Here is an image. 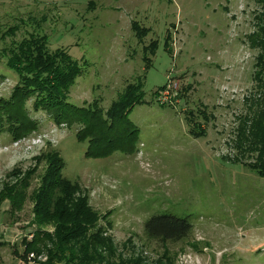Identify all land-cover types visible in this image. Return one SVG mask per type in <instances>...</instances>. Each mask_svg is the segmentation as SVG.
Instances as JSON below:
<instances>
[{
  "label": "rangeland",
  "instance_id": "obj_1",
  "mask_svg": "<svg viewBox=\"0 0 264 264\" xmlns=\"http://www.w3.org/2000/svg\"><path fill=\"white\" fill-rule=\"evenodd\" d=\"M63 53L80 70L70 104L108 118L119 94L143 90L133 152L88 156L79 122L36 106L39 90L29 134L14 139L1 114V264H63L49 259L59 220L64 233L86 220L99 264H264V173L238 147L244 118L264 110V0H0V100L26 84L16 56ZM156 213L190 233L149 238ZM38 230L48 239L28 246Z\"/></svg>",
  "mask_w": 264,
  "mask_h": 264
},
{
  "label": "trees",
  "instance_id": "obj_2",
  "mask_svg": "<svg viewBox=\"0 0 264 264\" xmlns=\"http://www.w3.org/2000/svg\"><path fill=\"white\" fill-rule=\"evenodd\" d=\"M56 55L44 54L46 60H36L35 58L26 60L24 57L17 60L20 57L16 56V60L10 62L11 65H15V70L23 76L21 78L26 83L14 91L10 100H0V117L4 113L5 118L11 123L12 128L9 127V131L13 132L14 139L29 134L36 128V123L31 121L25 112V101L34 91L39 90L44 94L41 96L43 102L38 100L35 103L36 106L49 110L57 121H66L68 124L79 122L81 128L77 133V138L80 141L87 139L88 156L106 157L115 150L126 154L133 152L131 148H133L134 139L137 137L135 133L138 130L128 119V114L134 106L141 102L143 90L135 88L119 94L114 112L108 118L96 110L79 108L64 98L65 93L80 72L79 67L70 60L69 55H65V53L63 56ZM50 57L61 59L51 61ZM18 64L19 67L16 66ZM164 87L162 86L158 90L163 91ZM238 136L241 141L238 147L242 148V155L249 153L247 157L254 159L252 166L264 173V110L252 117H245L238 129ZM50 189L51 185H49V192L45 199L50 197ZM77 211V216L84 213L87 218L91 216L90 210H87L84 203L77 206ZM60 221L56 224L57 243L53 250L54 254L49 259L61 261L60 263L63 264H99L101 257H97L94 249L89 252L88 247L96 245L101 241V238L90 235L88 240L86 239L89 231L84 226L86 220L82 223L74 220L67 233H64L63 224ZM191 229L192 224L187 218L164 213L151 215L144 225L147 236L161 242L181 240L190 233ZM96 232H100V230ZM47 236L49 235L46 232L38 230L33 236L35 240L28 243V246L48 239ZM82 237L86 240L83 243L79 242ZM1 247L2 243H0ZM1 262L0 252V264Z\"/></svg>",
  "mask_w": 264,
  "mask_h": 264
},
{
  "label": "built area",
  "instance_id": "obj_3",
  "mask_svg": "<svg viewBox=\"0 0 264 264\" xmlns=\"http://www.w3.org/2000/svg\"><path fill=\"white\" fill-rule=\"evenodd\" d=\"M31 256H33V254H31Z\"/></svg>",
  "mask_w": 264,
  "mask_h": 264
}]
</instances>
